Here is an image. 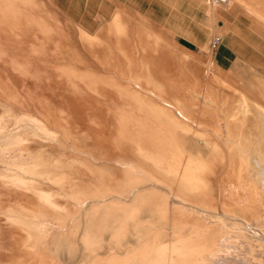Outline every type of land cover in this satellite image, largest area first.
Listing matches in <instances>:
<instances>
[{
	"label": "rangeland",
	"instance_id": "1",
	"mask_svg": "<svg viewBox=\"0 0 264 264\" xmlns=\"http://www.w3.org/2000/svg\"><path fill=\"white\" fill-rule=\"evenodd\" d=\"M256 149L264 0H0V264L264 243Z\"/></svg>",
	"mask_w": 264,
	"mask_h": 264
},
{
	"label": "bare ground",
	"instance_id": "2",
	"mask_svg": "<svg viewBox=\"0 0 264 264\" xmlns=\"http://www.w3.org/2000/svg\"><path fill=\"white\" fill-rule=\"evenodd\" d=\"M258 149L255 150V152L253 153V157H252L253 159L252 161L255 164V167H253V171H257V173L255 174L256 178L258 179L262 188H264V149L263 151L258 150ZM245 197L247 198V196ZM254 223L257 224V222H254ZM262 226L264 227V223L262 224ZM253 243L254 244L252 245V247L249 245H246L243 249H241L240 247L234 248V246H232V243L228 242L227 246L229 248L232 246L231 248L237 249V252L236 253H233V252L222 253V254H218L217 256H214L213 257L214 264H258V263H255V258L258 257V254L259 256H261L260 260L264 262V243L262 242L261 239H258V238H255V240H253ZM250 251L255 253V255L257 254V256L251 257L245 254V252H250Z\"/></svg>",
	"mask_w": 264,
	"mask_h": 264
},
{
	"label": "built area",
	"instance_id": "3",
	"mask_svg": "<svg viewBox=\"0 0 264 264\" xmlns=\"http://www.w3.org/2000/svg\"><path fill=\"white\" fill-rule=\"evenodd\" d=\"M215 3H222L225 2L226 0H213ZM221 41V37L220 35H215L212 40H211V47L213 49H216L218 47V45L220 44Z\"/></svg>",
	"mask_w": 264,
	"mask_h": 264
}]
</instances>
